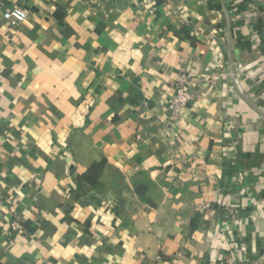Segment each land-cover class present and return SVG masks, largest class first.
Masks as SVG:
<instances>
[{"label":"crops","instance_id":"obj_1","mask_svg":"<svg viewBox=\"0 0 264 264\" xmlns=\"http://www.w3.org/2000/svg\"><path fill=\"white\" fill-rule=\"evenodd\" d=\"M220 1L0 0V264H264V0Z\"/></svg>","mask_w":264,"mask_h":264},{"label":"built area","instance_id":"obj_2","mask_svg":"<svg viewBox=\"0 0 264 264\" xmlns=\"http://www.w3.org/2000/svg\"><path fill=\"white\" fill-rule=\"evenodd\" d=\"M221 0L220 2H222ZM225 2V0H224ZM223 9H227L225 3ZM4 17L10 21L13 25H19L28 18V11L22 7H15L14 9L7 11ZM194 81V75L191 72L181 73L177 76L174 87V95L168 106V126L175 128L179 120L182 119L190 102L192 100V94L189 91L190 84ZM209 205H204L201 210H205ZM11 228L13 231H21L22 224L18 220L11 222Z\"/></svg>","mask_w":264,"mask_h":264},{"label":"rangeland","instance_id":"obj_3","mask_svg":"<svg viewBox=\"0 0 264 264\" xmlns=\"http://www.w3.org/2000/svg\"><path fill=\"white\" fill-rule=\"evenodd\" d=\"M236 5H234L232 8L234 9ZM264 12V10H263ZM251 36L255 37L253 40L255 42V49L258 50V52L255 53V55L252 57V59H255V62L258 63V65L264 69V42L261 45H259L260 39L264 38V24L262 25H255L253 32L250 34ZM257 38H260L259 41H256ZM262 41H264L262 39ZM244 94V93H241Z\"/></svg>","mask_w":264,"mask_h":264},{"label":"trees","instance_id":"obj_4","mask_svg":"<svg viewBox=\"0 0 264 264\" xmlns=\"http://www.w3.org/2000/svg\"><path fill=\"white\" fill-rule=\"evenodd\" d=\"M99 167H100L99 165L94 164L90 167V169L85 174L78 177V181L80 183L79 186H81V182H82V184H83V182H86L89 184H95L98 181L99 176H100L101 168H99Z\"/></svg>","mask_w":264,"mask_h":264}]
</instances>
